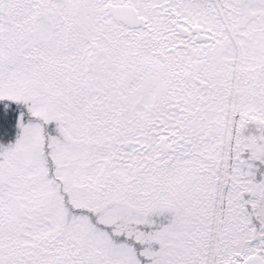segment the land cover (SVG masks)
<instances>
[{
  "label": "snow or ice",
  "instance_id": "6c2138e0",
  "mask_svg": "<svg viewBox=\"0 0 264 264\" xmlns=\"http://www.w3.org/2000/svg\"><path fill=\"white\" fill-rule=\"evenodd\" d=\"M0 264H264V0H0Z\"/></svg>",
  "mask_w": 264,
  "mask_h": 264
}]
</instances>
